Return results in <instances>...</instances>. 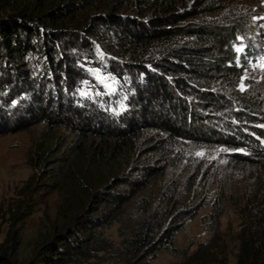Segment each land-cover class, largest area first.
Here are the masks:
<instances>
[{"label":"trees","instance_id":"1","mask_svg":"<svg viewBox=\"0 0 264 264\" xmlns=\"http://www.w3.org/2000/svg\"><path fill=\"white\" fill-rule=\"evenodd\" d=\"M257 14L238 0H0V136L34 129L27 186L59 197L28 243L10 225L0 264H148L173 250L207 203L193 147L225 149L245 180L223 179L211 236L174 264L217 259L226 204L237 264H264V98L244 81Z\"/></svg>","mask_w":264,"mask_h":264},{"label":"rangeland","instance_id":"2","mask_svg":"<svg viewBox=\"0 0 264 264\" xmlns=\"http://www.w3.org/2000/svg\"><path fill=\"white\" fill-rule=\"evenodd\" d=\"M238 1L250 5L258 13L255 15V20L259 23L260 32L255 39L260 43V46L257 45L259 53L247 64L244 81L247 87L254 89L264 98V0ZM33 137L34 129L20 130L0 136V241L4 239L10 225L13 224L12 227L18 229L24 242L28 243L31 239L33 240L44 217L46 216L45 219H47V214H54L56 211L59 199L57 193L47 191L41 195L37 194L40 186L33 187L31 191L27 186V182L34 175L33 167L29 163V149ZM191 153L192 157L199 160L204 169L211 173V178L206 184L207 203L174 238L173 250L159 251L149 259L148 264H174L183 255L189 256L202 243L207 242L211 236V233L206 230L208 217L212 203L220 192L221 182L226 179L238 185L244 183L245 176L230 169L225 158V149L193 147ZM30 192L36 194L34 197L36 204H30L32 201H27ZM230 192H228V197L232 200L233 197L235 198V192ZM238 229L239 217L232 204H226L220 227L222 234L220 242L223 249L217 255V259L209 264H237ZM106 233L116 244L120 243L121 238L116 226L107 229ZM123 262L116 257L102 256L84 264H123Z\"/></svg>","mask_w":264,"mask_h":264}]
</instances>
